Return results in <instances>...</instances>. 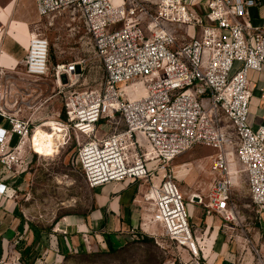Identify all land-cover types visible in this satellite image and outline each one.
Listing matches in <instances>:
<instances>
[{"label":"built area","instance_id":"obj_1","mask_svg":"<svg viewBox=\"0 0 264 264\" xmlns=\"http://www.w3.org/2000/svg\"><path fill=\"white\" fill-rule=\"evenodd\" d=\"M262 1L34 0L40 17L78 14L106 71L102 87L64 96L65 120L56 121L64 136L90 137L75 151L74 166L93 189L148 183L143 200L151 221L195 255L200 247L177 181L178 156L196 145L214 149L213 180L205 192L188 197L191 203L235 220V189L244 174L252 204L264 209V125L254 128L248 121L249 73L264 66V27L253 24L250 9ZM21 64L30 76L47 75L49 39L32 34ZM86 68V59L59 62L54 73L57 81L69 77L75 85ZM13 78L0 65V161L16 174L24 167L25 146L41 155L31 142L35 122L7 102ZM116 116L122 128L91 137ZM186 166L193 168H181ZM7 187L0 183V196Z\"/></svg>","mask_w":264,"mask_h":264},{"label":"rangeland","instance_id":"obj_2","mask_svg":"<svg viewBox=\"0 0 264 264\" xmlns=\"http://www.w3.org/2000/svg\"><path fill=\"white\" fill-rule=\"evenodd\" d=\"M13 28L11 31L13 35L20 38L25 36L21 29ZM29 32L41 34L49 39L50 71L43 77H33L26 74L23 64H20L15 71L4 69V72L15 75L7 102L21 117L34 121L33 128L44 124L42 129L51 132L50 125L60 119L65 120L63 107L65 94L75 90L102 87L105 83L106 71L102 63L94 57L92 40L78 14L65 10L46 17L39 16L32 23ZM27 34L28 31L26 36ZM7 42L9 46L12 38L9 37ZM4 52L3 55L6 57L7 53ZM80 59L87 60V68L75 85H72L73 80L69 77L57 81L54 73V66L57 63ZM140 95L141 92L133 96ZM44 126L49 127L47 129ZM116 127L119 129L123 127L119 116L114 118L112 126H105L100 134L96 131L91 137L104 136L114 131ZM89 139L90 137L84 136L78 140L74 134L71 138L64 136L60 149L50 154L39 152L41 156L31 151L28 146L24 147L25 152L22 154V158L25 159L24 167L20 173L13 175L14 178L17 177L16 179L20 177L16 183L17 195L25 214L33 224V234L30 238L21 241L14 249L11 246L8 254L3 256L0 253V264H209L211 257L205 253V249L209 247L211 249L213 246L218 248L222 243L228 246V254L225 256L231 264H264V209H258L252 204L244 174L241 175L235 189L234 203L238 209L236 219L225 221L222 216L212 212L213 221L210 227L204 222L192 226L200 247L199 255L168 238L160 225L153 228L152 212L147 204L142 207L141 222L144 229L141 225L135 228L127 227L126 240L123 237L118 238L117 234H112L114 247L108 244L109 241L100 237H105L104 234L107 233L103 229L105 220L84 233L87 234L82 236L85 246L78 245L70 253L41 246L43 241L47 240L50 244L51 234H56L54 229L57 221L64 215L71 213L87 215L95 206L97 208L101 206L99 190L89 187L82 173L72 162V157L80 144ZM192 152L202 160L198 164L192 163L193 168L197 172L198 168L203 172V169L209 170V157L214 153V149L206 145L194 146L193 149L178 156L173 164L192 159L189 154ZM193 168L176 167V170H179L176 175L179 177V187L187 199L186 206L190 217L197 221L196 215L200 211V206L191 203L188 197L195 192H205L213 176L204 172L194 178L195 173L189 174ZM129 181L118 184L119 189L125 187V191L119 190L120 193L122 192L121 195L130 196L135 189L138 192L142 187L143 192L140 196L144 198L148 183L136 180L132 184L134 187L129 185ZM114 184L110 185L114 186ZM101 208L106 216L107 208L102 206ZM146 222L149 224L147 225ZM88 234L93 235L94 239L90 240ZM226 257H223V260L216 259L215 264L225 262Z\"/></svg>","mask_w":264,"mask_h":264},{"label":"crops","instance_id":"obj_3","mask_svg":"<svg viewBox=\"0 0 264 264\" xmlns=\"http://www.w3.org/2000/svg\"><path fill=\"white\" fill-rule=\"evenodd\" d=\"M38 18L39 14L36 10L34 0H0V65L3 69H13L15 71L20 66L21 60L25 55L28 40L33 34L29 32V29L32 23ZM250 18L254 25L264 27V0L258 6L250 9ZM13 27L21 29L25 36L20 38L17 35H13L11 33L14 29ZM26 31H28L27 36ZM9 37L12 38V42L7 46ZM4 51L7 53L6 57L3 55L5 53ZM249 79L251 81L252 97L250 100L248 121L252 127L258 128L264 125V66L261 71H250ZM189 154L192 159L182 160L178 162L179 164L175 163V167L180 169L183 163L198 164L202 161L195 153L192 152ZM192 170L189 174L195 173L194 178L204 172L210 173L208 169H203L204 172L200 168H198V172L195 168ZM16 178H14L12 172L7 171L5 165L0 161V183H6L8 185L6 192L0 196V253L3 256L10 252L9 249H11V246L14 249L21 241L25 238H30L33 234V224L25 214L19 196L17 195L16 183L20 180V177L18 176V179ZM190 178L193 177L190 176ZM134 182L130 180L129 185H132ZM119 183H115L114 186L110 185V183L94 188L99 190L98 195L102 202L101 206L105 209L107 208L106 216L102 213L103 208L101 206L98 208L95 206L87 215L83 213L66 214L57 221L56 228L54 229L56 234H51L53 239L51 238L50 244L47 240L43 241L44 243L42 242L43 244L41 246L45 248L51 247V249H57L58 252H65L66 254L70 253L78 245L85 246L86 243L83 242L82 236L87 234L84 233L89 232L92 227H97V224H102L104 220V226L106 228L104 227L103 229L107 233L105 232V237L99 236L109 241L108 244L113 247L112 234H117L118 238L123 237L126 240L128 237L127 227L132 226L135 228L141 225V228L144 229V225L141 222L142 207L145 206V202L140 196L141 192H143L142 187L138 192L135 189L133 194L125 197L123 196L124 194L121 195L125 191V187L123 189H121L122 187L120 188L122 190L120 193ZM204 210L200 206V211L196 215L197 221H194L190 217L192 225L196 226L204 222L210 227V223L213 221L212 212L206 210L205 212ZM146 223L147 225L149 224L148 222ZM156 225L158 224L154 222L151 224L153 228ZM88 237L90 240L91 238L94 239L93 235L88 234ZM205 253L211 257L209 264H215L216 259L226 257L225 254H228V246L226 243H222L218 248L213 246L211 249L210 247L205 249ZM221 264H231V262L227 258Z\"/></svg>","mask_w":264,"mask_h":264},{"label":"bare ground","instance_id":"obj_4","mask_svg":"<svg viewBox=\"0 0 264 264\" xmlns=\"http://www.w3.org/2000/svg\"><path fill=\"white\" fill-rule=\"evenodd\" d=\"M50 129L51 132H46L45 129H42V125L35 128L34 138L31 139V142L34 146V151L40 155H42L41 153H55L60 149L61 141L64 139L65 129L61 124L54 123L50 125ZM195 248L196 251L199 249L198 247Z\"/></svg>","mask_w":264,"mask_h":264},{"label":"trees","instance_id":"obj_5","mask_svg":"<svg viewBox=\"0 0 264 264\" xmlns=\"http://www.w3.org/2000/svg\"><path fill=\"white\" fill-rule=\"evenodd\" d=\"M145 238H147V237H145Z\"/></svg>","mask_w":264,"mask_h":264}]
</instances>
